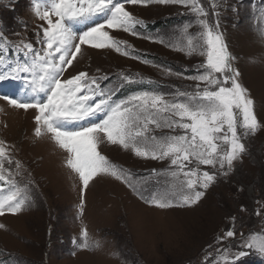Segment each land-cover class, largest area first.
Listing matches in <instances>:
<instances>
[{"label": "rangeland", "instance_id": "374dc122", "mask_svg": "<svg viewBox=\"0 0 264 264\" xmlns=\"http://www.w3.org/2000/svg\"><path fill=\"white\" fill-rule=\"evenodd\" d=\"M201 2L209 11V22H219L218 30L235 57L233 67L240 72L238 79L248 89L261 123L254 135L243 140L246 151L234 162L233 171L218 175L197 205L170 209L149 206L120 181L100 177L84 191L81 215L78 177L66 167L65 151L49 136H35V110L9 105L6 117L5 108H0L6 118L4 124L0 122V140L10 146L13 159L22 163V175L17 180L22 187L27 186L30 197V206L21 213L0 216V224L5 225L0 229V264H205L206 255L224 264L222 255L231 259L241 250L248 254L237 264H264V256L241 247L242 235L247 240L250 234H264V36L260 33L264 25L258 24L264 0H217L218 16L212 14V0ZM126 8L144 22L135 28L140 35L108 31L116 39L127 41L132 56L140 59L85 45L64 78L87 72L99 79L101 88L116 89L114 100L141 91H157L167 99L177 90L192 91L196 82L186 77L197 74L204 57L188 56L172 45L181 42L184 25H193L189 32L199 30L194 15L173 4H126ZM41 25L47 26L35 16L33 0H0V32L8 41L24 40L39 48L36 41L38 32L42 36ZM87 26L75 25L78 31ZM5 56L12 63L26 60L14 48H9ZM121 73L131 76L133 82H123ZM104 76L107 79H102ZM2 88L9 97L25 95L20 81L2 82ZM12 112L20 122L10 121L14 119ZM9 123H13V130ZM99 150L113 163L131 170L134 178H149L151 170L169 167L167 160L142 159L106 141ZM164 179L152 177L148 186L157 187L158 180L162 186ZM82 226L99 247L82 250L73 243L80 241ZM228 230H234L236 236L218 242L217 238ZM218 248L226 249V253L217 255Z\"/></svg>", "mask_w": 264, "mask_h": 264}, {"label": "snow or ice", "instance_id": "6c2138e0", "mask_svg": "<svg viewBox=\"0 0 264 264\" xmlns=\"http://www.w3.org/2000/svg\"><path fill=\"white\" fill-rule=\"evenodd\" d=\"M150 3L180 5L195 17L199 30L192 33L189 28L193 25H184L181 42L172 45L188 56L204 57L197 74L186 77L196 82L192 91L177 90L171 99L157 91H141L114 100L116 89L101 88L99 79L87 72L64 78L85 45L140 59L132 56L127 41L116 39L108 30L140 35L135 28L144 22L133 16L126 4ZM209 6L218 16L217 0ZM33 12L47 25H41L42 36L37 33L36 43L41 47L24 40L12 43L0 32V83L20 81L25 93L23 98L0 99L16 109L35 110V136H49L67 153L65 165L81 184V215L84 191L100 177L120 181L149 206L170 209L197 205L218 175L227 176L233 171L234 162L246 151L243 140L254 135L261 123L248 89L238 79L240 72L233 67L235 57L218 30L219 22H209V11L201 0H33ZM79 24L88 26L78 31L75 25ZM258 24L264 25V8ZM260 33L264 36V27ZM9 48L23 53L26 60L8 62L5 53ZM120 78L125 83L133 82L124 73ZM105 141L142 159L167 160L169 167L151 170L149 178H134L131 170L101 153L99 146ZM22 168V163L11 156L10 146L0 140V216L17 215L30 206L27 186L22 187L17 180ZM152 177H164L162 186L159 180L157 187L148 186ZM4 228L0 224V229ZM235 236L234 230H228L217 240ZM73 243L82 250L100 246L86 226L81 228L80 241ZM241 247L264 256V234H250L247 240L242 235ZM216 252L220 255L226 249L218 248ZM247 254L241 250L231 259L227 254L221 259L224 264H237ZM205 264L219 261L206 255Z\"/></svg>", "mask_w": 264, "mask_h": 264}, {"label": "bare ground", "instance_id": "6f19581e", "mask_svg": "<svg viewBox=\"0 0 264 264\" xmlns=\"http://www.w3.org/2000/svg\"><path fill=\"white\" fill-rule=\"evenodd\" d=\"M86 52V51H85ZM93 53V52H92ZM31 113V112H30ZM34 113V112H33ZM12 115H13V117H14V119H10V121H12L13 123L14 122H20L19 121V116H17V114H14L13 112H12ZM24 115V114H23ZM13 123L11 124V123H9V129L10 130H13Z\"/></svg>", "mask_w": 264, "mask_h": 264}]
</instances>
